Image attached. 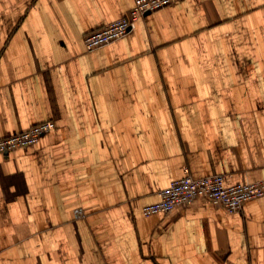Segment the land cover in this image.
I'll return each mask as SVG.
<instances>
[{
	"label": "crops",
	"instance_id": "crops-1",
	"mask_svg": "<svg viewBox=\"0 0 264 264\" xmlns=\"http://www.w3.org/2000/svg\"><path fill=\"white\" fill-rule=\"evenodd\" d=\"M0 0V264H264V196L145 216L171 181L264 182V0Z\"/></svg>",
	"mask_w": 264,
	"mask_h": 264
},
{
	"label": "built area",
	"instance_id": "built-area-1",
	"mask_svg": "<svg viewBox=\"0 0 264 264\" xmlns=\"http://www.w3.org/2000/svg\"><path fill=\"white\" fill-rule=\"evenodd\" d=\"M180 0H134L128 16L92 31L85 35L84 45L92 50L111 43L134 28L136 22L161 8L173 5ZM55 128L51 121L33 125L27 130L0 138V154L16 149L35 146L40 138ZM264 196V182L239 183L226 186L221 174L193 178L182 177L171 181L168 187L159 192V200L143 207L145 216L153 214H169L179 206H185L197 200L220 205L233 213L242 209L243 205Z\"/></svg>",
	"mask_w": 264,
	"mask_h": 264
}]
</instances>
